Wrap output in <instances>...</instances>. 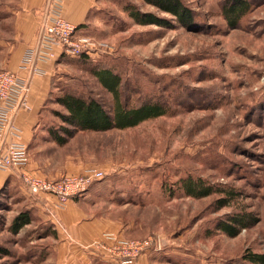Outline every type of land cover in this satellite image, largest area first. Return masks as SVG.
Listing matches in <instances>:
<instances>
[{
	"label": "rangeland",
	"instance_id": "1",
	"mask_svg": "<svg viewBox=\"0 0 264 264\" xmlns=\"http://www.w3.org/2000/svg\"><path fill=\"white\" fill-rule=\"evenodd\" d=\"M19 1L0 0V70L7 69L8 49L18 40ZM182 1L193 13L187 28L142 0H97L76 36L106 47L60 62L32 147L48 161L42 168L47 175H37L101 169L103 178L89 185L92 212L116 220L126 229L124 239L162 241L160 250H144L134 264L142 255L143 264H254L248 257L264 254V0H248L251 7L236 28L222 16L223 0ZM131 13L156 16L162 24H144ZM104 67L120 77L124 105L158 102L165 113L133 127L78 131L63 145L53 142L51 132L63 125L57 115L65 113L57 103L63 94L112 108L111 93L93 75ZM188 180L208 194L189 196ZM33 201L18 186L2 191L0 264H54V231ZM246 213L255 222L237 235L221 229V222ZM22 214L30 223L14 234L10 227Z\"/></svg>",
	"mask_w": 264,
	"mask_h": 264
},
{
	"label": "crops",
	"instance_id": "2",
	"mask_svg": "<svg viewBox=\"0 0 264 264\" xmlns=\"http://www.w3.org/2000/svg\"><path fill=\"white\" fill-rule=\"evenodd\" d=\"M96 2L97 0L62 1L63 17L77 27L76 35L81 36V32L87 28L89 13ZM44 4L45 0L19 1L18 6L21 10L17 12L15 20V23L18 24V40L13 47L11 45L8 49L10 52L6 62V70L17 72L23 77L28 76V73L20 68L21 59L25 50L35 44ZM64 57L61 49L56 47L53 59L35 63L36 72L29 77L26 93L27 107L24 110H19L13 118V124L19 133L18 136L10 140L26 148L28 154L26 170L36 175H47L42 168L48 161L38 157L32 147L38 142L37 131L41 132V113L50 98L54 77ZM21 171L22 169L18 168L0 169V195L2 191L18 186L28 196L35 197L33 207L36 213L44 222H48L54 231L52 245H50L51 254L54 258L53 263L113 264V261L98 253L90 245L101 239L104 233H113L122 237L121 234H124L126 229L121 230V226L116 220L105 219L92 212V206L89 205L92 186L88 187L82 195L69 199L67 203L61 206L49 194H29L25 186L19 183ZM20 185L22 186L20 187ZM138 264H143V255L139 258Z\"/></svg>",
	"mask_w": 264,
	"mask_h": 264
},
{
	"label": "built area",
	"instance_id": "3",
	"mask_svg": "<svg viewBox=\"0 0 264 264\" xmlns=\"http://www.w3.org/2000/svg\"><path fill=\"white\" fill-rule=\"evenodd\" d=\"M62 1L45 0L35 44L25 50L21 59L20 68L27 72L28 76L23 77L11 70H0V169H22L20 178L29 194H49L61 206L69 199L85 193L93 181L103 178L104 172L98 168H86L76 175L57 178L38 176L26 170V148L10 139L18 136L19 131L13 124V118L19 110L27 107L29 77L36 72L37 61L46 62L53 59L56 47L68 57H90L106 47L105 44L88 37L76 36L77 27L63 17ZM90 247L117 264H134L144 250H160L162 241L158 236L136 240L104 233L101 239L91 243Z\"/></svg>",
	"mask_w": 264,
	"mask_h": 264
},
{
	"label": "trees",
	"instance_id": "4",
	"mask_svg": "<svg viewBox=\"0 0 264 264\" xmlns=\"http://www.w3.org/2000/svg\"><path fill=\"white\" fill-rule=\"evenodd\" d=\"M150 4L158 11L174 17L176 22L187 28L192 25L193 13L189 6L182 0H142ZM248 0H223L221 13L229 28L238 27L239 20L250 9ZM133 17L144 24L161 25L162 21L153 15H147L145 19H139L137 15L131 13ZM88 58L87 56H80ZM100 85L113 98V106L106 110L96 99H83L79 96L65 93L57 98V103L64 109L65 113H57L63 125L58 132H51L52 139L58 144L63 145L67 140L78 131L103 132L111 129H125L136 126L137 124L161 116L165 113V107L158 102H149L138 107H127L121 101L119 92L120 77L111 69L104 67L93 72ZM185 190L189 196L200 197L208 194V190L201 191V188L188 180ZM255 217L251 213L233 216L228 222H221V229L230 236L238 234L241 228L253 224ZM30 223L27 216L19 215L13 220L10 227L12 233L17 234L21 228ZM254 264H264V254H253L247 259Z\"/></svg>",
	"mask_w": 264,
	"mask_h": 264
}]
</instances>
